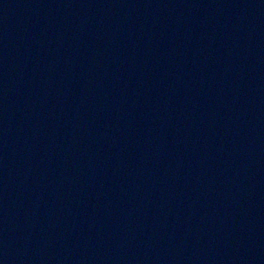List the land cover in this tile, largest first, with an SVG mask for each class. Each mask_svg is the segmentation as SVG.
Here are the masks:
<instances>
[{
    "label": "water",
    "instance_id": "95a60500",
    "mask_svg": "<svg viewBox=\"0 0 264 264\" xmlns=\"http://www.w3.org/2000/svg\"><path fill=\"white\" fill-rule=\"evenodd\" d=\"M0 264H264V0H0Z\"/></svg>",
    "mask_w": 264,
    "mask_h": 264
}]
</instances>
